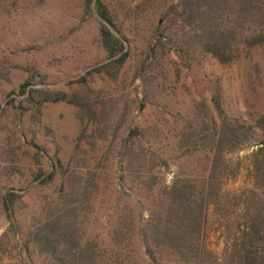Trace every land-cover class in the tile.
Here are the masks:
<instances>
[{"label": "trees", "instance_id": "16d2710c", "mask_svg": "<svg viewBox=\"0 0 264 264\" xmlns=\"http://www.w3.org/2000/svg\"><path fill=\"white\" fill-rule=\"evenodd\" d=\"M84 5L98 16L106 60L69 81V90L35 87L30 80L21 85L20 94L38 114L48 102L75 105L81 127L70 164L57 158L61 189L44 197L26 223L15 218L20 194L9 189L1 195L10 224L0 235V262L13 258L20 246L29 263L43 256L46 264H145V257L150 264H264V189L232 194L225 188L237 175L226 155L252 138L253 127L229 115L214 95L213 113L201 101L179 118L171 149L156 126L137 123L123 135L131 110L122 102L126 94L97 89L90 77L122 76L131 59L127 37L104 0ZM164 5L163 23L145 49L150 63L175 52L187 65L206 54L227 64L244 49L264 44V0H164ZM141 65L139 76L151 80L146 59ZM20 107L25 112L23 102ZM111 153L119 157L117 183L130 182L133 189L103 184ZM171 159L178 165L168 183ZM34 174L45 184L56 175L42 167ZM254 186L264 188L263 162L254 163ZM98 213L108 217L100 239L89 233ZM215 233L223 236L221 256L211 243Z\"/></svg>", "mask_w": 264, "mask_h": 264}, {"label": "rangeland", "instance_id": "374dc122", "mask_svg": "<svg viewBox=\"0 0 264 264\" xmlns=\"http://www.w3.org/2000/svg\"><path fill=\"white\" fill-rule=\"evenodd\" d=\"M104 1L125 31L131 59L117 81L94 74L90 84L114 96L126 94L122 102L126 99L131 110L122 134L137 123L156 126L161 142L170 143L171 149L173 129L179 126V118L196 111L201 101L213 113L212 97L219 95L228 114L246 121L254 130L247 143L226 155L236 166L237 175L225 188L232 194L264 189L254 186V163H264V44L244 49L235 61L227 64L206 54L187 65L175 52L165 55L157 64L150 63L145 49L157 25L163 23L164 0ZM144 59L152 79L143 82L139 73ZM105 60L98 16L86 10L84 0H0V235L10 224L1 195L9 189L20 194L15 218L26 223L44 197L61 189L57 158L70 164L81 127L75 105L48 102L38 114L20 94L21 85L30 80L35 87L69 90V81ZM126 104L121 103L122 109ZM108 162L109 176L103 184L109 183L114 189H133L130 182L126 187L117 183L119 157L111 153ZM177 165L174 159L170 160L165 174L168 183ZM40 167L46 175L56 173L53 181L45 184L34 180ZM107 226V215L95 214L89 233L104 238ZM17 236L22 239L21 233ZM211 243L221 256L223 236L215 233ZM25 258L19 246L13 258H5L0 264H46L43 256H35L33 263ZM145 258V264H150Z\"/></svg>", "mask_w": 264, "mask_h": 264}]
</instances>
